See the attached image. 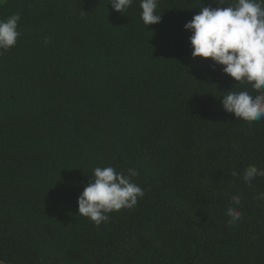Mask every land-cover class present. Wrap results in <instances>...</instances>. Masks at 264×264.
Masks as SVG:
<instances>
[{"label":"trees","instance_id":"16d2710c","mask_svg":"<svg viewBox=\"0 0 264 264\" xmlns=\"http://www.w3.org/2000/svg\"><path fill=\"white\" fill-rule=\"evenodd\" d=\"M8 0L14 47L0 54V259L4 264H264V119L223 109L250 89L193 58L185 24L212 0ZM236 0H225V5ZM47 41V43H45ZM256 93H253L255 95ZM144 196L97 226L78 197L96 167ZM237 171L238 176L230 175ZM242 218L228 224L232 195Z\"/></svg>","mask_w":264,"mask_h":264},{"label":"clouds","instance_id":"9594fccd","mask_svg":"<svg viewBox=\"0 0 264 264\" xmlns=\"http://www.w3.org/2000/svg\"><path fill=\"white\" fill-rule=\"evenodd\" d=\"M217 7H202L185 30L192 33V57L211 58L213 70L223 65V72L238 82H247L250 89L227 91L222 97L223 109L237 119L246 122L264 119V0H236L225 5V0H212ZM113 9L124 13L133 0H110ZM141 19L146 26L161 22L162 15L156 13L158 0H140ZM19 13L0 19V54L17 43L21 35L18 30ZM47 43V41L45 42ZM253 93H256L253 95ZM117 171L112 166L96 167L89 183L78 197V213L89 218L97 226L109 221V213L121 209H132L144 190L132 177L138 172L134 168ZM231 176L239 175L232 171ZM257 177H264V169L252 164L243 171V179L249 187ZM257 199L264 200V192ZM233 204L226 209L228 224L236 226L242 218L237 206L240 194L232 195ZM0 264L4 260L0 259Z\"/></svg>","mask_w":264,"mask_h":264},{"label":"rangeland","instance_id":"374dc122","mask_svg":"<svg viewBox=\"0 0 264 264\" xmlns=\"http://www.w3.org/2000/svg\"><path fill=\"white\" fill-rule=\"evenodd\" d=\"M8 0H0V4L6 3Z\"/></svg>","mask_w":264,"mask_h":264}]
</instances>
